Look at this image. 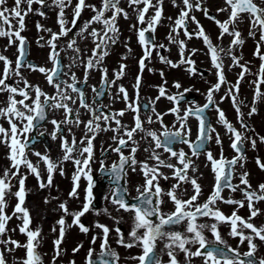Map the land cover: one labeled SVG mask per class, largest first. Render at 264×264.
Returning a JSON list of instances; mask_svg holds the SVG:
<instances>
[{
	"label": "snow or ice",
	"instance_id": "obj_1",
	"mask_svg": "<svg viewBox=\"0 0 264 264\" xmlns=\"http://www.w3.org/2000/svg\"><path fill=\"white\" fill-rule=\"evenodd\" d=\"M170 3L177 9L174 17H164L163 0H12L11 4L0 0V37L6 38L0 50V145L6 149L7 160L0 170V264H9L8 253L13 254V264H44L38 251L44 237L41 226L32 225L26 204V194L31 189L26 179L34 176L39 189L50 190L54 175H65L67 161H71L73 172L66 197L59 199L51 191L43 196L45 204L58 201L61 213L51 228L58 234L53 237L49 264H76L75 254L83 242L71 249L74 255L66 262L59 259L66 252V228L72 225L84 234L91 233L90 245L99 238L100 253L94 258L95 249L89 246L85 264H121V260L134 264H196L195 258L200 264H264V252H260L264 245V207L257 206L264 202V181L253 187L250 172L245 169L247 147L256 150L257 141L264 144V135L255 132L249 123L258 112V101L264 102V0H219L211 14L208 0ZM53 9L58 30L36 21L35 43L47 49L45 61L37 63L29 59L31 44L23 35L26 18L29 13L44 17ZM85 10L90 12L87 18L83 17ZM198 11L217 26L216 43L195 15ZM218 13H224V18H219ZM133 17L128 27L134 30L142 53L136 61L130 95L120 83L128 67L124 62L126 54L120 53L118 66L111 70L105 60L118 42L131 52L127 43L130 38L120 39L118 21ZM164 19L169 21L168 43L157 41L155 36ZM245 20L246 35L255 38L259 34L252 53L259 60L255 73L249 67L251 61L241 62L242 55L238 54L245 41L240 27ZM226 35L230 39L224 46ZM193 37L202 41L204 54L215 70V81L209 82L203 93L204 102L186 101L185 94L194 86L185 87L178 78L171 81L175 91L169 88L163 69L158 70L161 82L154 85L156 95L142 96L144 70L157 71L150 66L154 55L162 64L182 68L189 76L198 72L194 57L203 49L189 46ZM169 45L176 46L178 58L161 54L160 49L170 50ZM10 48H14L11 57L7 54ZM225 57L230 58L227 66ZM234 66L240 71L231 81L225 73L226 68ZM35 72L42 80L29 78ZM93 73H98L97 83H89ZM250 74L254 79L249 81L253 87L249 102L247 97H240V84ZM105 94L107 104L101 99ZM161 98L170 103L163 110L157 108ZM226 99L235 111V123L220 107ZM119 100L124 106L112 108L111 104ZM210 110L228 134L234 153L230 157L224 154L221 133L208 118ZM126 113L131 122L123 119ZM168 115L172 119L166 123ZM192 119L196 121L194 135ZM77 131L81 133L79 138ZM106 132H111L107 137L111 143L105 147L101 140L97 157L96 139ZM44 136L58 141V155H52L47 143L43 151L36 148ZM213 142L217 152L209 146ZM138 152L145 153L143 158L137 157ZM110 153L116 158L106 163ZM201 156L213 178L206 196L199 182L204 173L194 159ZM94 163L98 165L96 169ZM255 163L264 170L260 156L255 157ZM130 172L138 176L135 183L129 178ZM97 174L107 181L102 199L108 203L102 208L93 204ZM81 178L86 181L83 187ZM69 200L78 207H69ZM169 203L171 208H166ZM224 204L232 205L230 211L223 210ZM243 208L247 212L241 215ZM89 212L96 217L105 215L112 224L99 219L85 224L82 218ZM13 217L18 223L10 226ZM66 217H71V224H67ZM124 223L127 231L121 227ZM17 230L25 235L23 242L12 235ZM229 238L236 240V246L228 243ZM240 245H245V250L241 251ZM18 248L24 249L22 256L15 255ZM118 248L139 251L122 257Z\"/></svg>",
	"mask_w": 264,
	"mask_h": 264
},
{
	"label": "flooded vegetation",
	"instance_id": "obj_2",
	"mask_svg": "<svg viewBox=\"0 0 264 264\" xmlns=\"http://www.w3.org/2000/svg\"><path fill=\"white\" fill-rule=\"evenodd\" d=\"M9 4L12 3V0H8ZM209 3V11L210 14L214 13V7L219 3V0H208ZM165 4V5H164ZM163 15L164 17H168V16H175L177 9L174 8L172 6V4L170 3V0H166L164 2L163 0ZM52 12L53 14L47 15L48 13ZM55 10H50L47 11L46 16L44 17H39V21L41 24L47 26V27H51L53 30H58V26L56 24V14H55ZM195 15L197 16V18L200 20V23L204 26L205 30L210 34V36L213 39V42L216 43V36L218 34V28L217 26L214 24V22L208 18H206L201 12H196ZM218 15L219 18L223 19L225 14L224 13H218L216 14ZM37 17L36 14L34 13H29L28 17L26 18V23L27 26L29 25V21H30V17ZM134 17L130 20H125L123 18H121L118 22L120 24V28H121V36L120 39L124 40L125 37H129L130 39L127 41V43L129 44L130 48H131V52L128 53L126 51V49H124L123 45L121 43H117L116 45H114L112 47V49L110 50V55L108 57H106L105 63L107 64L108 68L111 70L112 68H115L118 66L117 62L120 60V53H125L127 59L124 61L127 64V70H126V74L124 77L121 78L120 83H123L129 91V94H132V83L134 81V76L137 72V58L138 56L142 53L141 47L140 45L137 43V38L135 35L134 30H130L128 25L134 22ZM15 23V21L13 22ZM168 25H169V21L167 19H164L162 21L161 24H159L157 26L156 29V40L157 41H163L164 43H168L166 36H167V32H168ZM189 27L194 28L195 25L190 24ZM241 30H242V34L245 36V28L247 27V20H245L244 24H242L241 26ZM45 36L47 35L46 33L44 34ZM257 35L259 36V34L257 33ZM181 38H183V34L181 33ZM249 38V37H248ZM253 38V37H252ZM230 37H228L227 35L223 38L224 41V46H226L229 42ZM255 38L252 40L249 39H245L244 44H246L247 46H252L255 44ZM6 43V38L4 37H0V50H2V45ZM189 46H195L199 49H203V51L198 52L197 54H195V59L197 61V64L195 65L198 68V72L196 74H193L192 76H189L182 68H169L167 65L162 64L156 57L155 55L152 57L150 66L152 68L157 69V71L155 72H149L147 70V68L144 70L143 72V83L141 85V95L142 96H155L157 93V89L154 87V85H157L161 82V77L159 75V69H163L166 77L168 79V86L169 88H172V84L171 81L174 78H178L180 79L181 83L183 86L187 87L189 85L194 86L193 89L190 91V93L185 94L186 97V101L190 102L192 100L197 101L198 103H203L204 102V96L203 93L205 92L206 88L209 86V82H214L215 81V76H214V69H212V66L210 64V58L208 56H206L204 53L206 52V48L203 45L202 41L196 37H193L190 41H188ZM31 44V53L29 56V59L36 61L37 63H43L46 59V53H47V49L46 48H41L38 47L36 45V47H34L32 45V42L30 41ZM243 44V45H244ZM89 47H91V44H89ZM169 49L170 50H165V49H160L161 54L166 55L172 59H176L177 57V48L175 45H169ZM14 52V48H10L8 50V55L11 57L12 54ZM230 58L225 57L224 58V62H225V66H227V64L229 63ZM211 69V71H210ZM202 73V75H201ZM226 76L228 78V80L231 81H235L236 79V69L233 67L231 69H227L226 68ZM77 75H80V72L77 71ZM109 75H111V71H109ZM29 78L32 80H42L41 75L38 72L29 74ZM99 79L98 73H93V77L92 79L89 81V83H97ZM251 87L249 86V83H243L242 85H240V97L244 98L247 97L248 101H251L252 98V90L250 89ZM196 89H199V91H196ZM173 91H175L174 88H172ZM113 91H115V86H113ZM90 94V93H89ZM220 93H217V98L219 97ZM103 103L107 104L109 103L108 98H107V94H105L103 97H101ZM123 101L119 100V101H115L111 104V107L114 109H119L121 107H123ZM170 103L167 99L165 98H161L158 102H157V108L159 110H163L166 107H169ZM220 107L224 109L227 118L232 121L233 123H235V111L232 108L230 102L226 99L225 101L220 103ZM245 112L247 111V109H243ZM208 118L211 119L213 125L217 128V130L221 133L222 136V141H223V148H224V154L226 156H231L233 155V150L229 147V140H228V134L226 133L225 129L219 125L217 123L216 120V116L214 111H209L208 112ZM257 113L254 114L250 120L249 123H251L254 128H255V132L259 133L260 135H264V131L263 130H256V124L259 123L258 119H257ZM123 119L125 121L131 122V116L129 114H125ZM172 116L168 115L165 118L166 123L171 121ZM191 125H192V131H193V135L196 132V121L195 119L191 120ZM237 128H239V125H236ZM49 130H51V125H48ZM80 131H77V138H79L80 135ZM111 135V132H106V133H101L100 136L96 139V154L97 157H99V149H100V144H101V140H103L104 146H107V143H111V141L107 140V137ZM47 143L50 145L51 147V152L53 156H56L59 154V147H58V141H51L47 136H44L43 138H40L38 140V142L36 143V148L38 150L43 151L44 150V144ZM143 145V142H141ZM247 145V142H246ZM182 146V145H178ZM212 149L213 152H217L218 151V146L213 142L209 145ZM186 147V146H185ZM187 151V148H186ZM31 159L35 160L36 157L35 156H31V154H29ZM145 155V153L143 152H138L137 153V157L138 158H143V156ZM260 156L262 158H264V144H261L259 141H257V149L253 150L250 147H247V157L248 159L246 160L245 163V169L248 170L250 172V182L252 183L253 187L256 183V174H262L261 171L259 169H256V165H255V157L256 156ZM116 158V154L114 153H110L109 155V160L106 161V163H108L111 159H115ZM194 159L197 161V163L200 164V171L204 173L203 177L200 178V183L203 186V192L204 195L206 196L207 193L210 191L211 189V185H212V174L210 173L209 169L207 167L204 166V157L201 156L199 158H195ZM98 167V165L96 163L93 164V169H96ZM237 168L239 169V166H237ZM1 170V169H0ZM73 172V165L71 163V161H67L65 162V175L61 176L58 172L54 175V183H53V187L48 190V189H39L37 184H36V180L34 176H29L26 179V186L32 190L37 191L38 193H40L38 196L40 198L41 203H44L43 201V196L41 195L44 192H46L45 195L48 194V191H51V194L53 196H59V199H64L66 197V194L68 192V190L70 189L71 186V175ZM129 178L132 180V183H135L136 180L138 179V176L136 174L133 173H129ZM95 179L97 181V184L95 185V199L93 201V204L95 207L98 208H102L104 207L108 202L102 199V192L105 190V186L107 185V181L106 179H104V177H102L101 175L97 174L95 176ZM86 183V181L81 178L80 180V184L81 187L84 186V184ZM162 183H164L162 181ZM59 186V191L57 190L56 186ZM131 188V185H130ZM31 191L29 193L26 194V204L27 206L30 208L29 205H31L33 202L30 201L31 200ZM132 195H135V192H132ZM234 195L239 196V193H235ZM204 196H201V199H203ZM12 203H14V199L12 201ZM109 207H111V205H108ZM259 207H264V205H257ZM69 207H78V205L74 202L69 200ZM166 208H171V204H166L165 205ZM221 207L223 208V210L225 212L230 211L232 205H221ZM247 209L243 208L240 209V214L244 215L246 214ZM60 211L57 209V212L55 214V217L53 218V222H56V220L58 219L59 215H60ZM123 214V213H122ZM127 217V214H123ZM32 216V215H31ZM15 217H13L14 219ZM13 219L9 222L10 226H13L14 223ZM94 219H99L101 220V222L107 223L109 225L112 224V221L109 220L105 215H100L99 217H96L93 215V213L89 212L87 213L83 218L82 221L85 224H91V222ZM66 220L68 222H70L71 224V217H66ZM32 222H33V217H32ZM254 222H256L254 220ZM32 224H38L37 222H33ZM122 229H124L125 231H127L128 225L126 223L121 225ZM72 228V245L71 246H63L64 249H66V252L63 256L59 257V259L64 260L65 262L71 258L74 254L71 252V249L79 242H83V246L81 249H79L78 254H75V260H76V264H85V255H86V250L89 246L93 247L95 249L94 252V257L96 254L100 253L101 249L99 247L96 246L95 244H91L90 245V236L91 233L88 234H84L82 233L79 228L75 225L71 226ZM95 231L99 232V229H95ZM43 234V232H42ZM49 233H45L43 234V240H48V238H46L48 236ZM12 235L14 236L15 239L20 240L21 242H23L26 237L24 234L19 233L18 231H16L15 233H12ZM42 240V241H43ZM53 239H51L50 242V246L51 248H46V249H39L38 251L42 254L43 256V260H44V264H49L50 262V258L52 255V250H53V243H52ZM228 243L232 244L233 246H236V240L229 238L228 239ZM258 244L260 242H257ZM264 245H261L260 247V252H262V247ZM113 247H116L113 244ZM240 249L241 251L245 250V245H240ZM118 251L121 253V256H125L128 255L129 253L135 254L136 252L139 251V249L137 248H132V249H123V248H118ZM24 254V249L22 248H18L15 252V255L17 256H22ZM259 254V253H258ZM12 253H8V259H9V264H13L11 257H12ZM107 258V257H104ZM16 264H18V262H16ZM121 264H134L133 261L129 260V261H123L121 260Z\"/></svg>",
	"mask_w": 264,
	"mask_h": 264
},
{
	"label": "rangeland",
	"instance_id": "obj_3",
	"mask_svg": "<svg viewBox=\"0 0 264 264\" xmlns=\"http://www.w3.org/2000/svg\"><path fill=\"white\" fill-rule=\"evenodd\" d=\"M166 0H164L165 2ZM165 5V4H164ZM38 5H34L33 7H37ZM68 10H66L67 12ZM68 15L70 17V12H68ZM90 15V12L88 10H85L83 12V17L87 18ZM245 34L247 33V27L244 30ZM35 36V35H34ZM245 39H248V36L245 35L244 36ZM248 49H252V48H247ZM246 49H238V54L242 55V58H246L248 56V51ZM264 50V49H262ZM245 51V53H244ZM246 61H251V63L249 64V67L252 69V72H255L256 69V64L258 63V60H251V59H247ZM253 77V75H247L245 78L249 77L250 78ZM244 83V82H243ZM250 85V84H249ZM250 89L253 91V87L252 85H250ZM262 87H264V85H262ZM258 112H257V119L259 121V123L256 124V130H263L264 131V102H259L258 101ZM5 148L3 147V145H0V169L2 170V168L7 164V160L4 158V152H5ZM264 160V159H262ZM256 181L257 183L264 181V176L262 174L257 173L256 174ZM255 187V185H254ZM40 193H38L35 190L31 191V200L33 203L30 206V211H31V215L33 217V222H37L42 228V232L43 234L45 233H49L48 236L46 238H48V240H43L41 242V245L38 246L39 249H46V248H51L50 246V242L51 239H53L54 236H56L58 234V232H53L51 231L52 225L55 223L53 222V218L55 217V214L57 212V204L58 201H51L47 204L45 203H41L39 195ZM46 192H44L41 195H45ZM14 223L18 222L15 218L13 219ZM67 221V220H66ZM32 222V223H33ZM17 224V223H16ZM67 224H70V222L67 221ZM15 224H13L14 226ZM33 226H35V224H33ZM58 227V226H57ZM72 228H66V236L65 239L63 240V246H71L72 245ZM97 243H99V238L96 241V246ZM165 259H167V257H164ZM196 259V264H200L199 259Z\"/></svg>",
	"mask_w": 264,
	"mask_h": 264
}]
</instances>
